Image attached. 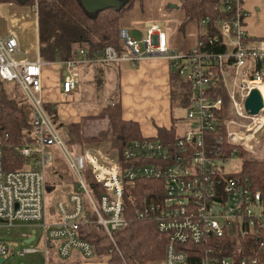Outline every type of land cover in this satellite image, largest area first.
<instances>
[{
  "label": "built area",
  "instance_id": "1",
  "mask_svg": "<svg viewBox=\"0 0 264 264\" xmlns=\"http://www.w3.org/2000/svg\"><path fill=\"white\" fill-rule=\"evenodd\" d=\"M243 3L220 0L215 6L219 17L214 22L209 17L198 22L204 27L200 35L208 33L209 24L214 33L199 35L184 52L171 49L165 32L152 24L139 37L126 27L119 28L120 47L106 45L93 56L86 42L76 43L67 60L57 61L67 72L61 82L65 95L76 89L79 66H135L149 57L166 59L172 72L189 86L186 127L181 133L170 140L134 139L120 157L99 148L71 149L65 143L44 107L42 67L46 62L39 57L38 45L35 58L30 59L21 52L13 33L0 35V80L18 85L32 116L30 142L0 144V228L38 223L44 234L42 248L28 246L17 251L18 256L41 253L47 264L53 249L61 259L74 252L91 259L95 250L79 235L81 225L88 221L102 228L116 247L114 236L128 223L126 186L153 179L162 184L152 189L156 197L142 198L137 217L153 219L168 237L160 264H189L190 257L199 253L200 260L194 264H259L264 259V190L241 172L225 171L232 154L242 158L244 151L264 158V38L247 34L244 19L249 12ZM33 9L37 28V2ZM253 89L262 99L256 114L245 109ZM6 147H10L11 163L19 162V166L7 167ZM51 148L60 152L90 208L82 195L71 192L67 200L57 199L47 221ZM91 183L102 189L96 198ZM244 238L256 239L248 256L243 255L240 242ZM217 240L223 246L216 247ZM10 250L0 238L3 260Z\"/></svg>",
  "mask_w": 264,
  "mask_h": 264
},
{
  "label": "trees",
  "instance_id": "2",
  "mask_svg": "<svg viewBox=\"0 0 264 264\" xmlns=\"http://www.w3.org/2000/svg\"><path fill=\"white\" fill-rule=\"evenodd\" d=\"M8 1L20 0H0V4ZM120 1L122 6L119 9L108 8L87 12L80 0H38L37 35L40 59L45 62L67 60L74 45L79 42H90V56L106 45L120 47L121 43L118 38V30L122 27L120 21L124 13L132 7L134 0ZM219 1L178 0L179 7L184 10L181 25L191 21L198 23L205 17H209L214 22L220 15L215 10ZM205 28L208 32L205 36L214 33L212 24ZM205 36L200 35L199 37ZM171 84L172 105L175 90L180 100L185 101L186 97L183 94L185 84L175 73L171 74ZM44 107L61 132L64 124L58 121L56 106L44 103ZM108 110L114 111L117 115L119 127L115 135H106L102 138L75 137L73 140L65 138V143L71 149H75L71 144L77 145L79 148L77 150L89 146H94L93 148L105 146L108 148L109 146V150L116 149L119 153L118 157H120L128 142L144 137L137 122L122 119L119 100L113 106L107 105L103 108V111ZM31 120V106L18 85L15 82L0 80V144L30 142ZM157 136L172 139L176 134L173 129L158 128ZM106 152L109 151L106 150ZM243 152H240V156L244 157L242 175L248 176L259 189L264 190V160L251 159ZM51 183L50 181L48 183L49 190H53L55 187ZM161 184L157 180L141 179L126 186L124 216L128 223L115 234L116 247L105 231L97 227L94 222L88 221L81 225L79 235L93 246L96 258L105 257L107 264H154L163 259L168 242L167 235L157 229L153 219L137 217V210L142 198L156 197L152 194V189L160 187ZM89 187L95 198L102 191L101 188L96 189L97 186L92 183L89 184ZM254 240L250 238L240 240L241 246L244 248L243 255L253 254L250 252V247L254 245ZM215 246H223L221 240H217ZM198 260H200V253L196 258L191 259L190 257L189 264H194ZM259 264H264L263 258Z\"/></svg>",
  "mask_w": 264,
  "mask_h": 264
},
{
  "label": "rangeland",
  "instance_id": "3",
  "mask_svg": "<svg viewBox=\"0 0 264 264\" xmlns=\"http://www.w3.org/2000/svg\"><path fill=\"white\" fill-rule=\"evenodd\" d=\"M36 2L38 3V0H20L8 1L0 4V35L2 33H13L20 42V48L28 56H30V58H34L35 56L34 47H36L38 41L36 34L37 28L35 27L36 13L33 9V5ZM243 4L244 9L249 12V16L244 19V27L247 34L255 39L264 38V0H244ZM171 5L175 7H170ZM162 13H165L166 16H162ZM183 18L184 10L179 7L178 0H134L132 7L124 13L120 23L122 27L124 26L128 29H131V31L134 30L133 34H135L136 37L144 36L147 27L151 26L152 24H157L161 30L166 32L169 39L168 42H170V48L179 52H184L190 49L195 43V38L191 36L190 33L192 32L195 34H202L204 32V27L195 21L181 25ZM23 22L29 23L27 27H22ZM86 43L89 46L91 45L88 41ZM75 71H77V68ZM66 74L67 72L65 66L59 65V80L62 81ZM101 86L102 85L97 86V91H95V85H92L91 88L87 87L85 89L82 87L84 91H81V87H79L76 94L66 98L61 93L62 101L68 105L66 106L67 109H70V107L73 106L76 110H85L92 107L105 108L107 105H110V101L115 103L116 98L113 95L115 82L109 86ZM183 94L187 98L183 102L180 100L178 94H176V90L175 94L173 95L171 124L175 128L181 123L187 121V111L191 94L190 88L186 84L183 88ZM108 111L115 115V121L118 125L116 113L114 111ZM58 121H60L59 118ZM60 133L64 140L65 138H71L70 140H73L75 137H92H84L80 132L75 131L71 124H64V128ZM107 135L113 134L110 133ZM105 136L106 135L103 134L93 137L102 138ZM17 144V142H12L3 145L10 146ZM71 145L73 148L79 149L77 145ZM91 147L93 148L94 146L83 148ZM99 149L103 151L108 150L110 156L118 157L119 153L117 150H109V146L108 148L105 146ZM9 150L10 147L9 149L8 147L5 148L7 167L19 166V162L14 164L11 163L12 155ZM257 150H259V148H257ZM50 154L52 157V162L47 166L46 175L47 179H49L51 182H55V187L46 195L47 221L51 219L52 214L54 213V206L57 199H62L64 201L67 200V197L71 192H76L82 195L85 206L90 208L88 199L84 195L83 190L79 188L78 181L70 173V171H68L66 162L62 158L60 152L54 148H51ZM243 154H246L251 159L264 160L263 157H257L250 152H243ZM243 161L244 157L240 158L238 154H232L228 164L225 166V171L227 173H239L243 167ZM84 178L85 180L87 179L86 177ZM96 202L98 204V201ZM29 235H36V240L32 241L31 243H25V238ZM41 236L42 229L29 224L20 225L14 223V225L11 227L0 228V238L4 239V241L7 242L11 248L10 253L4 257V261L0 262V264H45L41 253L26 254L23 257H20L16 254L17 251L28 247L29 245L40 248L41 245L39 239ZM50 256L51 254L49 252L48 263L50 262ZM94 258H96V256L91 259H84V261L92 262L91 260ZM99 259L105 260V257H100ZM160 262H155L154 264H160Z\"/></svg>",
  "mask_w": 264,
  "mask_h": 264
},
{
  "label": "crops",
  "instance_id": "4",
  "mask_svg": "<svg viewBox=\"0 0 264 264\" xmlns=\"http://www.w3.org/2000/svg\"><path fill=\"white\" fill-rule=\"evenodd\" d=\"M28 24V22H23L22 27H27ZM129 30L131 31V29ZM133 31H131V34L135 36ZM5 34L2 33L1 35ZM190 35L195 38L196 42L200 34L191 32ZM166 38L168 42L167 34ZM168 46L170 47V42H168ZM36 47H34L35 56ZM20 50L23 52L21 48ZM59 65L57 61L46 62L42 67V97L44 102L54 104L60 121L64 124H71L74 130L80 132L84 137L107 135L110 133L115 135L118 125L112 112L103 111V108L98 107L85 110H76L73 106L70 109L66 108L68 105L63 103L61 98L63 91L61 87L62 81L58 77ZM76 72L78 77L76 89L69 95L63 94L65 98L76 94L79 87H81V91H84L85 88H91L92 85H95V91H97V86L102 85L101 87H105L115 82L113 95L116 98L115 101L119 100L120 102L122 119L137 122L143 136L159 137L160 139L167 140L170 138L157 136L158 128L173 129L175 134H180L186 127L185 122L176 128L171 124L173 109L171 101V74L173 72L166 59L162 57H149L135 66L128 64L93 67L79 66ZM29 225L41 228L38 223H31ZM43 239L44 234L42 230V236L39 239L40 248H42ZM27 240L29 241L28 243L35 241L36 235L26 236L25 243ZM50 254V262H47L48 264H107L106 260L99 258L92 259V262H85L78 252H74L72 256L66 259L59 258L53 249L50 250Z\"/></svg>",
  "mask_w": 264,
  "mask_h": 264
},
{
  "label": "water",
  "instance_id": "5",
  "mask_svg": "<svg viewBox=\"0 0 264 264\" xmlns=\"http://www.w3.org/2000/svg\"><path fill=\"white\" fill-rule=\"evenodd\" d=\"M81 4L87 12H95L97 10H104L108 8L119 9L122 6L120 0H80ZM170 7H174L171 5ZM262 107V99L259 91L257 89L251 90L250 94L246 97L245 100V109L251 114H256L259 109ZM29 241L27 240L26 243ZM3 261V258L0 257V262Z\"/></svg>",
  "mask_w": 264,
  "mask_h": 264
},
{
  "label": "bare ground",
  "instance_id": "6",
  "mask_svg": "<svg viewBox=\"0 0 264 264\" xmlns=\"http://www.w3.org/2000/svg\"><path fill=\"white\" fill-rule=\"evenodd\" d=\"M162 31H163V30H162ZM163 32H164V31H163ZM169 66H170V65H169ZM171 71H172V70H171ZM229 159H230V157L228 158V160H229ZM241 171H242V169H241ZM241 171H240V172H241Z\"/></svg>",
  "mask_w": 264,
  "mask_h": 264
}]
</instances>
